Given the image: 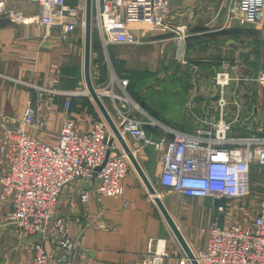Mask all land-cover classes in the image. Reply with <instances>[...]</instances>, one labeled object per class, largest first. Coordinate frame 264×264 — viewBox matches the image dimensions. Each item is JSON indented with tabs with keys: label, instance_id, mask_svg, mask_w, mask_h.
I'll return each instance as SVG.
<instances>
[{
	"label": "built area",
	"instance_id": "built-area-1",
	"mask_svg": "<svg viewBox=\"0 0 264 264\" xmlns=\"http://www.w3.org/2000/svg\"><path fill=\"white\" fill-rule=\"evenodd\" d=\"M7 1L0 0V17L20 22V16L7 9ZM25 1L38 3L40 8L34 19L25 22H35L48 34L58 28L61 36L67 38L78 29L84 30L86 0ZM170 3L171 0H93V32L104 50L117 45L144 44L143 36L138 37L135 29L143 34L146 27L141 25L158 28L168 16ZM236 4L248 24L263 22L264 0H236ZM108 71L109 80L99 91L111 92L110 96L105 94L106 97L116 100L115 122L125 140L142 142L140 149L154 146L161 153L163 168L159 186L184 199L223 202L218 210L224 213L232 212L230 204L239 205L238 211L232 213L235 220L229 225H223L227 218L223 224L216 219L206 225L205 246L194 254L198 264H264L262 126L254 134L233 135V123L225 119V109L230 102L222 97L218 102L220 119L217 122L207 121L208 128L194 133L176 130L138 108L129 96V79L118 77L112 66L108 65ZM252 81L250 77H232L228 72H220L215 77L216 85L222 89L231 83ZM257 82L264 87V73L258 75ZM62 95L66 116L54 145L27 133L28 128L38 132L45 130V123L39 118L42 101L27 107L19 121L3 113L0 115V208H13L8 220L25 237H44L43 233L52 225L65 236V224L55 218L63 190L81 180L86 183L80 192L82 202L92 196L117 198L131 166L119 143L109 145L112 132L103 118L95 120L86 133L76 131L70 113L74 94L64 92ZM234 97L231 104L239 113L244 106L239 96ZM147 128L154 131L151 136ZM155 132L160 135L159 143L152 139ZM138 151L133 150L135 154ZM257 178L261 179L257 187L262 194L253 191ZM249 214L254 217L244 223V215ZM76 246V243L59 239L56 250L73 252ZM149 255L145 264H160L169 256L165 246L156 252L149 250ZM33 263L49 264L41 242L36 245ZM178 264L191 263L183 258Z\"/></svg>",
	"mask_w": 264,
	"mask_h": 264
},
{
	"label": "crops",
	"instance_id": "crops-1",
	"mask_svg": "<svg viewBox=\"0 0 264 264\" xmlns=\"http://www.w3.org/2000/svg\"><path fill=\"white\" fill-rule=\"evenodd\" d=\"M7 9L19 13L21 21L0 17V115L3 113L19 121L27 107L42 101L39 118L45 123V130L38 132L28 128L27 133L54 145L66 116L62 94L72 93L61 82L67 74L64 67L71 63L73 55H82L83 69L84 36L82 39L78 29L74 35L64 39L58 28L48 34L35 22L26 23V19H34L39 14L38 3L8 0ZM135 32L138 37L144 38V44L135 46L140 51L136 57L139 64L136 76L139 79H152L157 75L159 78V60L164 52L168 59H179L178 65H174L173 72L169 70L168 75L172 73L174 77L183 78L189 87L186 99L189 109L185 114L189 125L174 129L194 133L195 130L208 128L205 122L220 119L218 102L223 97L230 102L225 109V119L233 123V135L254 134L259 126L264 130V87L257 82L258 75L264 73V20L260 25L248 24L236 0H171L170 12L162 25L156 29H145L143 34L137 28ZM101 49L96 36L95 42H92V77L103 86L107 84L104 82L109 72L101 70ZM112 56L116 60V75L126 76L128 67L117 62V59L122 60L118 58V53ZM220 72H228L232 77H250L253 81L231 83L228 88L222 89L215 83V77ZM157 78L154 80L160 85ZM235 95L239 96L244 106L239 113L231 104ZM75 97L72 98L71 117L76 131L86 133L91 129L94 117L99 119L102 116L98 109L95 112L88 107H75ZM84 97L93 103L88 96ZM241 119H245L246 123ZM239 121L242 125L237 123ZM147 131L151 130L147 128ZM127 142L133 150L139 149L136 154L143 153L139 162L150 181L159 185L162 159L153 164L149 147L140 149L142 142L131 139ZM259 183L261 179L257 178L253 188L256 194L263 193L257 187ZM85 185L81 180L68 185L61 194L57 211V217L68 222L71 238L81 245L82 254L75 258V264H144L143 256L149 241L159 239L165 240L173 255L166 259L165 264H178L179 259L186 258L134 169L124 179L118 198L97 201L92 196L84 203L80 192ZM186 200L196 205L207 203V199ZM10 212L8 206L0 208V264H33L36 239L19 235L15 227L8 223ZM198 212L190 211L188 215L201 216ZM184 214L177 212L176 216L171 215L192 251L198 252L204 248L206 237L196 232L195 227L201 231L199 227H205L211 221L194 217L184 220ZM220 221L224 223L225 220ZM223 225H229L227 220ZM55 238V229H49L45 247L50 253H53Z\"/></svg>",
	"mask_w": 264,
	"mask_h": 264
},
{
	"label": "rangeland",
	"instance_id": "rangeland-1",
	"mask_svg": "<svg viewBox=\"0 0 264 264\" xmlns=\"http://www.w3.org/2000/svg\"><path fill=\"white\" fill-rule=\"evenodd\" d=\"M169 12H170V8H169ZM15 13H17V12H15ZM17 14L19 15V13H17ZM141 27L142 28L146 27L145 29L149 28L148 26H145V25H141ZM79 31H80L81 37L83 39L84 30L79 29ZM96 36H97L96 32H93V39H92L93 43L95 42ZM167 37L168 36H165L164 38H167ZM164 40L165 39H163V41ZM163 41H161V43ZM139 52H140L139 48L137 49V47H135L133 45L132 46H119V45H117V46H112L107 50L101 49V55H100L101 70L103 69L107 72L108 71V65H109V68L112 66L114 69V65L116 64V60L114 59L112 54L116 53V55H117V53H118V58L121 57L122 60L117 59V62H121V64H120L121 66L124 64L123 66L125 68L128 67L127 68L128 70H126V76H125L129 79L128 92H129V96L137 104L138 108H140L141 110L146 112L148 115L152 116L153 118L157 119L159 122H161L164 125L171 126L173 128L174 127L180 128L183 126L187 128L189 125V123H188L189 120H186L188 118H186L187 116L185 117V114H186V112H188V109H189L187 101H186L187 96H188L187 92L189 90V87L186 86V83L184 82L183 78L179 79L177 76L174 77V75L172 73L170 76L168 75V74H170L169 70L171 72H173V70H174L173 66L178 65L179 59H176V58L174 59L173 57L168 59V55L166 54V52H164V54L160 57V60H159L160 76H159V78H157V76H158L157 75L156 78L160 81V85H157L156 81L154 80L156 78L151 79L150 77H148V78H144V79H139V77L136 76V72H137L136 69L139 68V64L136 60V57H137ZM82 65H83L82 55H73L71 58V63L64 67V71H67V74L65 76L66 78L62 79L61 82L63 83V87L66 88V90H71V92L74 94V96H76L75 98L77 101H75V107H77L78 105L81 107L79 109H84V108L88 107L92 111L95 109V112H96L97 108H96L95 104L88 102V99L84 97V95H87L88 92L86 90ZM180 67H183V66L181 65ZM108 76H109V74L107 75V80L105 79L106 81L104 83L108 82V78H109ZM161 76H162V79H160ZM92 79H93V83H94L96 91L104 88L93 77H92ZM78 100H79V102H78ZM103 101H104L106 107H108V110L110 111V113L112 114V116L115 120L116 116H117V111L115 109V104L117 103L116 100L114 102L112 99L104 97ZM127 105L129 107L130 104H127ZM132 107H135V106H132ZM134 111H135V109H134ZM96 119H97V116L94 117V120H96ZM241 120L244 123H246L245 119H241ZM237 123L242 125L241 121H239ZM150 130L151 131H149V135L151 136V134H152L151 132H154V131L152 129H150ZM0 131H1V129H0ZM152 139L155 143H159L160 135L157 134V132H155L154 137H152ZM148 150L150 153V159L152 160L153 164L155 163L156 160L162 159L161 153L156 151L154 149V146H150ZM142 155H143L142 152L136 154L138 161ZM140 160L142 161V158ZM141 161H140V163H141ZM133 169L134 168L131 165L129 167L127 175H129ZM127 175H126V177H127ZM152 184L154 185V188L156 189L158 195L161 197L162 201L164 202V204H165L166 208L168 209V211L170 212V214H173L174 216H176L175 214L177 212L179 214L185 213L184 214V220L194 217V219H197V220L205 218L204 220L206 222H208V220L215 221L216 219L224 220L227 218V224H230V222L235 220V215H233L232 213L238 211L239 205L237 203H232L229 205L232 212L230 210H228L229 209V207H228L227 208L228 211L226 213H224V212H220L218 210L219 207H222L224 205L223 202H215V201H212L211 199H207L206 204L196 205V204H193L191 201H187L186 199H181L179 197L174 196L173 194L164 190L161 186L157 185L154 182ZM122 187H123V182H122ZM94 198H96L97 201H100L103 199V198H99L98 196H94ZM250 201L254 202V200H250ZM59 203H60V201H59ZM58 206H59V204H58ZM203 209L206 210V215H204V216H203ZM57 211H58V209H57ZM190 211H197V212L199 211L201 216L191 215V217H190L188 215V213ZM12 212H13V208H11V212L9 213V215ZM253 217H254L253 214H249L246 216L244 215V217H243L244 223H247ZM8 218H9V216H8ZM55 218L61 219L62 222L65 224V227H66L65 236L59 230L54 228L53 225L50 226L43 233L44 237H39V236L25 237L21 234V232H19V230L14 225L13 226L15 227L16 231L19 232V235L21 237L26 238V239H36V243H35V247H34V255H35L36 245L39 242H41L42 246L45 248V251L48 255L49 264H75V262H74L75 258L82 254L81 253L82 252L81 251V245L79 243L77 244L76 240L71 238L70 231H69V224L66 221V219L57 217V212L55 213ZM162 220H163V218H162ZM8 223H10V221H8ZM205 227H199L201 229V231H198L197 228L195 227L196 232H198V233L201 232L203 234V237H206L205 233H203V230L205 229ZM49 229H55V234H56V238L53 241L54 242L53 253L48 252L46 247H45V241L48 239ZM59 239L60 240L63 239L64 242H67V241L70 242L71 241L73 243H76L77 244L76 249L73 252H68L67 250L57 251L56 245H57V241ZM150 241L148 243L147 252L143 256V262L150 258L149 250L156 252V251H158V249H160L161 241H164L163 244L166 247L165 240L159 239L156 241H153V240H150ZM166 251L169 254V256L166 259L171 258L173 255L168 250L167 247H166ZM194 253H196V252H194ZM63 258H64V261L61 262L60 260ZM166 259H164V261L160 264H165ZM181 259H183V258H181ZM181 259H179L178 262ZM33 261H34V257H33ZM144 264H145V262H144Z\"/></svg>",
	"mask_w": 264,
	"mask_h": 264
},
{
	"label": "water",
	"instance_id": "water-1",
	"mask_svg": "<svg viewBox=\"0 0 264 264\" xmlns=\"http://www.w3.org/2000/svg\"><path fill=\"white\" fill-rule=\"evenodd\" d=\"M10 20V19H9ZM11 21V20H10ZM8 21V22H10ZM92 39H93V0L85 1V22H84V80L86 85V90L88 94L86 96L90 97L99 113L101 114L103 120L108 125L109 129L112 132V137L109 141V145H112L115 141L119 143L123 152L126 154L128 160L130 161L132 167L138 174L139 178L145 185L149 195L153 198V201L158 208L161 216L163 217L165 223L169 227L174 238L184 251L186 258L190 261L191 264H198L194 252L190 248L188 242L186 241L184 235L182 234L180 228L178 227L173 216L170 214L166 208L161 197L158 195L154 185L144 172L140 162L138 161L136 154L133 152L132 148L125 140L123 135L120 132L112 114L106 107L104 101L97 93L93 79H92Z\"/></svg>",
	"mask_w": 264,
	"mask_h": 264
},
{
	"label": "bare ground",
	"instance_id": "bare-ground-1",
	"mask_svg": "<svg viewBox=\"0 0 264 264\" xmlns=\"http://www.w3.org/2000/svg\"><path fill=\"white\" fill-rule=\"evenodd\" d=\"M97 91H98L97 93L100 95V97H101V98H104V97H106V95H105V94H107V95H109V96L111 95V92H109V93H105V92H102V91H99V90H97ZM86 94H87V93H86ZM161 243H162V244H161V247H160V249H161V248L163 249V247H164V244H163V243H164V241H161ZM194 254H195V253H194Z\"/></svg>",
	"mask_w": 264,
	"mask_h": 264
},
{
	"label": "trees",
	"instance_id": "trees-1",
	"mask_svg": "<svg viewBox=\"0 0 264 264\" xmlns=\"http://www.w3.org/2000/svg\"><path fill=\"white\" fill-rule=\"evenodd\" d=\"M154 115V114H153ZM155 116V115H154ZM156 117V116H155ZM157 118V117H156Z\"/></svg>",
	"mask_w": 264,
	"mask_h": 264
}]
</instances>
